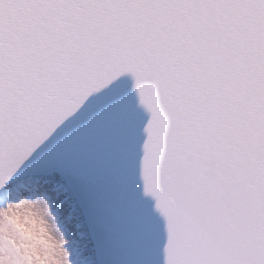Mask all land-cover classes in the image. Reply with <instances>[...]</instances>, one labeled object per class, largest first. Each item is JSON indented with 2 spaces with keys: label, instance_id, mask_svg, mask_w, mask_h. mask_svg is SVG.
I'll list each match as a JSON object with an SVG mask.
<instances>
[{
  "label": "snow or ice",
  "instance_id": "obj_1",
  "mask_svg": "<svg viewBox=\"0 0 264 264\" xmlns=\"http://www.w3.org/2000/svg\"><path fill=\"white\" fill-rule=\"evenodd\" d=\"M0 264H264V0H0Z\"/></svg>",
  "mask_w": 264,
  "mask_h": 264
}]
</instances>
